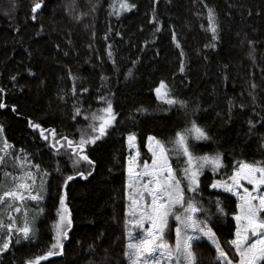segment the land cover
<instances>
[{"label":"trees","instance_id":"trees-1","mask_svg":"<svg viewBox=\"0 0 264 264\" xmlns=\"http://www.w3.org/2000/svg\"><path fill=\"white\" fill-rule=\"evenodd\" d=\"M34 2L38 0H0V88L4 89L0 100L5 104L0 108V127L17 154L23 149L33 163L47 171L40 203L44 213L35 223L37 240L13 244L0 255V264H25L48 250L62 190L72 228L63 241V255L40 264H127L123 256L128 229L126 139L134 134L138 149L145 155L148 136L167 142L190 120L204 127L211 137L208 142H196V151H218L223 157V169L216 174L207 170L201 177L202 203L215 213L212 201L220 196L227 215H211L209 224L232 256L227 241L234 238L232 216L237 200L208 185L214 179L226 180L236 161H264V0H129L136 7L119 17L109 14L113 12L109 7L112 0H100L95 12L89 9L96 0L91 4L77 0L76 10L88 12L79 22L65 11L71 0H43L33 21ZM208 8L216 14L215 42L207 30ZM41 25L43 30L37 35ZM173 32L180 48L173 42ZM212 43L214 48L205 47ZM251 49L254 52L249 57ZM109 50L112 60L107 56ZM113 61L118 71H113ZM128 69L133 75L126 78ZM69 71L78 78L75 82L69 78ZM102 75L107 80H101ZM161 80L173 97L188 102L186 109L169 108L156 99L153 89ZM73 83L82 106L76 120L72 119L74 98L69 92ZM81 87L89 91L81 93ZM104 94L112 101L116 122L106 137L86 147L85 154L94 164L82 162L76 170L91 175L86 179L75 176L62 189L64 178L74 175L71 161L63 150L55 154L28 121L40 124L46 134L55 129L58 137L79 139L77 129L88 123L84 119L88 113L104 106L97 100ZM250 119L259 121L251 136L246 135ZM3 170L19 174L11 167ZM32 206L29 202L28 207ZM170 226L173 238V221ZM195 252L198 264H214L216 253L209 241L202 240Z\"/></svg>","mask_w":264,"mask_h":264},{"label":"snow or ice","instance_id":"snow-or-ice-1","mask_svg":"<svg viewBox=\"0 0 264 264\" xmlns=\"http://www.w3.org/2000/svg\"><path fill=\"white\" fill-rule=\"evenodd\" d=\"M99 2L100 0H96L95 4H91V0H88L91 4L89 11L95 12ZM42 3L43 0L33 3L31 8L33 21L36 20L35 14L38 9L42 8ZM117 4L118 7H116ZM109 7L113 9V12L109 14L119 17L121 12H128L136 5L130 3L129 0H112ZM77 8V0H71V4L65 7V11L79 22L88 15V12H78ZM207 19V30L212 33L211 40L215 42L218 36L214 9L208 8ZM153 20H156L155 9H153ZM42 30L43 25L36 34L39 35ZM155 30L159 31V28ZM172 39L175 46L180 48L181 45L176 40L175 32H173ZM248 43L253 44L252 41ZM209 46L214 48L215 43L205 47ZM253 52L254 49L249 51V57L253 56ZM107 56L109 60H112L110 50ZM180 56H184L182 50ZM135 63L133 61V64ZM113 71H118L115 61H113ZM180 71H184L183 60H181ZM68 75L73 82L78 79L71 71ZM125 75L126 78L133 75L132 69H128ZM11 79L15 80V77ZM101 80H107V77L102 75ZM251 87L255 89L256 85L252 84ZM88 91L86 87L80 88L81 93ZM97 91L99 92V89ZM153 91L156 99L167 104L169 108L178 106L179 109L184 110L188 106L187 101L172 96L164 80H161ZM3 92L4 89L0 88V93ZM69 92L74 98L72 119L76 120L81 115L82 106L78 103L79 97L75 83ZM249 95L255 102V96L251 92ZM60 99L64 100L65 96L61 95ZM97 100L104 106L91 111L84 117L88 123L83 128L77 129L80 133L79 139H69L63 135L58 137L55 129L47 130L46 134V130L40 124L28 121L29 127L40 131L41 138L49 142L55 154H60L63 150V153L68 155L74 175H67L64 178L62 189L73 181L75 176L86 179L91 175V172L76 170L82 162L88 166L94 164L85 154L86 147L95 145L97 141L106 137L116 122L117 114L107 94L99 95ZM4 107L5 104L0 100V108ZM198 108L197 105L196 110ZM231 110L230 100L229 113ZM13 111H15L14 106ZM137 111L147 110L137 109ZM258 122L248 120L249 128L246 135L255 134L253 130ZM147 140L151 163L147 160L142 164L138 163L139 151L130 155L127 162L126 197L130 199L128 214L131 220L126 221V224H131L140 230L138 236H133L131 231L127 232L128 243L123 252L127 264H198L195 246L204 238L214 247L216 253L214 264H264V161H236L227 180L214 179L208 185L211 189H220L237 199V211L232 216L236 223L234 238L227 241L233 250L230 256L209 224L211 215H227L220 196L217 195L212 201L215 213L205 208L202 203L201 176L204 171L207 169L216 174L225 167L220 152L201 154L196 151V142L211 140L207 130L198 125L195 120H190L184 129L176 131L174 137L167 142L158 140L154 136H148ZM127 141L130 149L136 148L134 134H129ZM261 141L264 147V136L261 137ZM173 157L176 158L177 164L182 166L173 167ZM9 167L16 169L19 174L3 170ZM32 169H35V172ZM47 175V171L42 170L40 164L33 163L23 149L19 154L13 150V146L3 137V128L0 127V255L6 253L13 244L33 243L37 240L35 223L44 213V208L40 207V203L44 199L41 193L45 191ZM37 180H39V185H37ZM65 201L66 194L62 190L59 195V207L56 209L57 219L52 225L53 243L43 255L27 259L25 264H40L49 257L63 255V241L68 239V231L73 224ZM29 202H33L31 208L28 207ZM13 213L20 214L19 218ZM170 219L175 221L174 243H170L168 238V232L172 230L169 224ZM89 248L91 249L92 245H89Z\"/></svg>","mask_w":264,"mask_h":264},{"label":"rangeland","instance_id":"rangeland-1","mask_svg":"<svg viewBox=\"0 0 264 264\" xmlns=\"http://www.w3.org/2000/svg\"><path fill=\"white\" fill-rule=\"evenodd\" d=\"M126 141H127V139H126ZM135 144H136V143H135ZM147 145H148V142H147ZM127 146H128V141H127ZM146 149H147L148 154H145V155H144V154H142V153L140 152V150L138 149L137 144H136V148H134V149H130V148L128 147V150H129V156L135 154L136 151H139L140 156H139V158H138V163L142 164L143 161H145V160H147L149 163H151V153L148 151V147H147ZM172 163H173V167H180V166H182V165H180V164H177V162H176V158H175V161L172 160ZM206 171H207V169L204 171V173H205ZM204 173H203V174H204ZM202 176H203V175H202ZM202 176H201V177H202ZM226 180H227V179H226ZM127 181H128V174H127ZM246 186H248L249 188L251 187L250 185H246ZM213 190L218 191V192H223V191L220 190V189H213ZM223 193H224V192H223ZM233 197H234V196H233ZM234 198H236V197H234ZM236 200H237V199H236ZM126 201H127L126 211H127V216H128L127 221H128V220H131V216L128 214V211H129V205H130V199L126 197ZM13 215L19 217L18 213H14ZM172 221H173V223L175 224V221L172 220V219H170V220H169V224H170V225H171ZM145 227H147V224H145ZM174 228H175V227H174ZM128 231H131L132 234H133V236H138V234H140V230L137 229V228H134L131 224H128L127 232H128ZM168 238H169V242H170V243H174V241H175V233H174V237L172 238V237L170 236L169 232H168ZM202 240H207V239L204 238V239H202ZM202 240H201V241H202ZM127 243H128V236H127Z\"/></svg>","mask_w":264,"mask_h":264},{"label":"water","instance_id":"water-1","mask_svg":"<svg viewBox=\"0 0 264 264\" xmlns=\"http://www.w3.org/2000/svg\"><path fill=\"white\" fill-rule=\"evenodd\" d=\"M39 11H40V9L37 10V12H39ZM64 244H65V243H64ZM49 258H51V257H49Z\"/></svg>","mask_w":264,"mask_h":264}]
</instances>
